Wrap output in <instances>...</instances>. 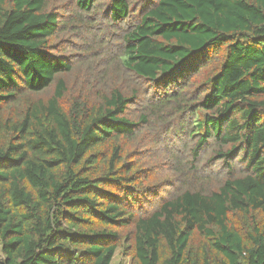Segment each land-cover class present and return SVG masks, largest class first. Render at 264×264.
<instances>
[{
	"label": "trees",
	"instance_id": "obj_1",
	"mask_svg": "<svg viewBox=\"0 0 264 264\" xmlns=\"http://www.w3.org/2000/svg\"><path fill=\"white\" fill-rule=\"evenodd\" d=\"M122 239L264 264V0H0V264Z\"/></svg>",
	"mask_w": 264,
	"mask_h": 264
},
{
	"label": "rangeland",
	"instance_id": "obj_2",
	"mask_svg": "<svg viewBox=\"0 0 264 264\" xmlns=\"http://www.w3.org/2000/svg\"><path fill=\"white\" fill-rule=\"evenodd\" d=\"M160 174H161V176L164 175V174H162V172H160ZM163 193L165 195L164 191H163ZM157 199H160V198L157 197ZM150 201L152 202V200H150ZM144 203H145L146 208L149 207L148 200H145ZM157 204H158V201L155 202L154 204L152 203V206L154 207ZM125 231L126 230H124V232ZM121 242H122L121 246L118 247L114 256L111 259L112 260L111 264H133L134 262H133V259L131 258V252L132 251H131V249L130 250L128 249L129 242H127L126 240H123V239L121 240Z\"/></svg>",
	"mask_w": 264,
	"mask_h": 264
}]
</instances>
